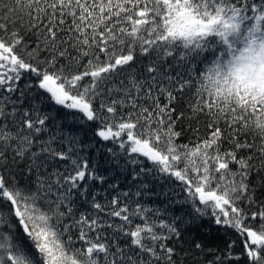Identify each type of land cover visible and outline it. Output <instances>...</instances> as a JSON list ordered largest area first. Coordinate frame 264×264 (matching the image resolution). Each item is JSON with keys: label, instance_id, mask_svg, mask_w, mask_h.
<instances>
[{"label": "snow or ice", "instance_id": "snow-or-ice-1", "mask_svg": "<svg viewBox=\"0 0 264 264\" xmlns=\"http://www.w3.org/2000/svg\"><path fill=\"white\" fill-rule=\"evenodd\" d=\"M46 104L136 190H95ZM161 178L182 215L143 202ZM205 218L235 237L207 264H264V0H0V264H186Z\"/></svg>", "mask_w": 264, "mask_h": 264}, {"label": "trees", "instance_id": "trees-1", "mask_svg": "<svg viewBox=\"0 0 264 264\" xmlns=\"http://www.w3.org/2000/svg\"><path fill=\"white\" fill-rule=\"evenodd\" d=\"M23 83V81H21ZM45 110L55 111V118L62 121V127L67 132L73 134H79L81 137L80 153L86 157L89 161L90 167L94 168L95 171L104 175L107 178V184H101L96 182L92 184L95 190L106 192L108 191V184L115 183L120 186L121 190H129L133 185L130 173L133 166H129L124 169V161L126 157L121 156L119 161L114 158L111 153L108 152L109 148H112L119 152V148L116 144L110 141H103L94 135L96 128L95 124L91 122H85L84 124L72 123L70 120L64 119V110L54 109L53 105H44ZM119 163V167H118ZM21 179V183H23ZM149 195L143 197V202L147 203L152 207H159L161 209L167 208L174 215H182L183 208L187 206H181L172 204V199H181L183 194L179 193V189L172 185V189L175 190L177 195H169L170 193V182L161 179H150ZM91 184L92 182L89 181ZM134 192L135 187H131ZM86 207V206H85ZM170 218V217H169ZM181 231L184 234V239L181 241L183 248H188L192 241L202 243L204 245V251L193 249L188 253L187 258L184 253L180 254L181 260H186V264H207L209 259H212V255L209 254V249L213 253L223 255L224 250L230 240L234 239V235L230 229L223 226L215 225L211 219H202L196 224H181ZM238 251V249H237Z\"/></svg>", "mask_w": 264, "mask_h": 264}]
</instances>
